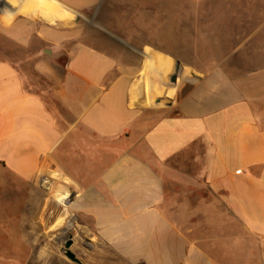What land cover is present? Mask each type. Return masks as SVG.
I'll use <instances>...</instances> for the list:
<instances>
[{
  "label": "crops",
  "instance_id": "crops-1",
  "mask_svg": "<svg viewBox=\"0 0 264 264\" xmlns=\"http://www.w3.org/2000/svg\"><path fill=\"white\" fill-rule=\"evenodd\" d=\"M139 1L0 0V42L37 81L0 58V185L89 218L88 241L121 264H264V3L233 14L228 37L209 1L171 14L147 0L145 15ZM101 8L134 30L91 27ZM175 38L209 48L194 53L214 65L185 68L210 71L172 81L192 53Z\"/></svg>",
  "mask_w": 264,
  "mask_h": 264
},
{
  "label": "rangeland",
  "instance_id": "rangeland-1",
  "mask_svg": "<svg viewBox=\"0 0 264 264\" xmlns=\"http://www.w3.org/2000/svg\"><path fill=\"white\" fill-rule=\"evenodd\" d=\"M160 1L162 2V0ZM192 1L193 0H169L168 2L165 0L163 3L171 4L169 5L171 14H182L185 13L184 10L186 6L190 5ZM206 1L211 2V4L206 8H203L202 12L207 14H212L214 12V14L222 15V22L221 24L219 23L221 31L230 37L233 21L232 15H242L241 13L246 11L245 6L247 5L248 0ZM249 1L256 2L257 6H260V4L264 3V0ZM155 2L156 1H154L153 11L156 15L158 12L160 13V11H158V7ZM139 4L140 9L144 7V10L140 11L145 15V9L151 4L148 3L147 0H140ZM165 8V11L168 12V7L166 6ZM136 9H139V7ZM112 10H114L111 11L112 13H121L122 8L117 6L112 8ZM260 12H262V10ZM104 13L105 12L103 8H101L96 20L89 22V25L91 27H97L100 30H103L105 25H107V31L117 35L120 34V29L123 27L128 28V30H134V22H104ZM176 24H178L176 25L178 27L182 23ZM228 37H223L224 39H222L224 49L231 52V38ZM89 39L103 43L102 38L93 37ZM89 39L86 38L87 41ZM117 40H123L125 42L126 40H129L130 42L136 43L135 40L137 39H120L117 37ZM161 40L167 41L168 39ZM200 40L203 41L205 39ZM213 40L211 39V41L214 43L216 39ZM144 41H146V39H144ZM174 41L176 50H183L185 46L186 50H192V53L178 55L181 58H187V61L176 64L177 66H183L177 70V74H174L177 76V78L180 77L183 80L193 82L198 76L199 72L210 71L209 69H201L199 71L188 69L185 68L187 64L199 67H208L215 64L214 54L194 53V51L198 50L199 52L209 50V48L204 46L196 47V44L192 45V43L198 42V39L175 38ZM185 41H191V45H185ZM204 45L206 46L207 44ZM0 48L3 51L0 52V58H7L16 61L17 68L23 74V76L30 78L32 84H37V81L32 75V64L26 59L27 54L21 52L19 48L15 47V45L7 40L3 41L2 43L0 42ZM151 55L152 54H149L148 56L151 57ZM119 56L123 57L124 60L126 58H130V60H137L135 54H132L130 57L129 55L125 54H120ZM221 56L224 58L223 60L225 61V66L228 67L227 72L229 74L232 73L231 53L227 52ZM62 60H64V57H62L60 61ZM13 208H16L17 210L19 209L21 212L14 213ZM9 223L16 224L14 226L16 229L19 227L18 225H20L22 227L21 232L24 233L25 230L26 239H19L20 237H15L12 234L9 236ZM82 224H85L88 228H91L92 221H90L87 217H83L82 215H73L70 212L63 210L60 206L57 207L54 199L44 198L41 196L24 198L20 195L19 190L15 188V186L11 185V187H9L7 182H3V184L0 185V264H76L67 259L63 252H61V248H63L65 241L70 235L72 236L73 240L70 250L80 260L81 264H121L111 255L106 246L97 244L93 245L92 242L88 241V228H83ZM23 241L26 243L23 244Z\"/></svg>",
  "mask_w": 264,
  "mask_h": 264
},
{
  "label": "water",
  "instance_id": "water-1",
  "mask_svg": "<svg viewBox=\"0 0 264 264\" xmlns=\"http://www.w3.org/2000/svg\"><path fill=\"white\" fill-rule=\"evenodd\" d=\"M176 75L173 76L172 81L175 80ZM73 243L72 236L70 235L68 239L65 241L63 248H61V252L65 255L67 259L76 264H81L80 260L75 256V254L70 250V247Z\"/></svg>",
  "mask_w": 264,
  "mask_h": 264
}]
</instances>
